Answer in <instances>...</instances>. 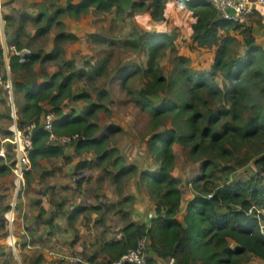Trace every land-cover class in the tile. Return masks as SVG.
<instances>
[{
    "label": "trees",
    "instance_id": "16d2710c",
    "mask_svg": "<svg viewBox=\"0 0 264 264\" xmlns=\"http://www.w3.org/2000/svg\"><path fill=\"white\" fill-rule=\"evenodd\" d=\"M166 1L156 0L153 19L165 20ZM182 4L193 13V40L197 47L217 48L210 70H196L191 67L189 59L183 57L175 62L172 74L167 77L159 65L165 51L174 45V36L167 33L139 34L135 41L124 42L125 46L148 52L147 68L128 69L122 88L134 103L151 115L154 130L164 128L150 142V151L158 167L153 172L141 171L137 165L127 167L119 156V150L110 146L108 136L96 138L100 127L94 120L98 112L106 110V106L94 102L92 94L88 92L73 95V85L78 79H92L106 74V67L99 64L91 72L78 70L74 61L64 58L65 53L60 46L53 54H40L26 64L18 58L12 60L13 70H32L40 59L61 61L63 68L66 67L39 88L34 89L35 80L21 85L24 102L20 104L16 100L20 124L38 123L31 161L33 167L38 166L40 160L48 158L71 161L66 147L48 145L49 134L40 127V117L45 112L42 103L50 100L53 106L51 112L56 116V134L85 136L86 140L72 145L77 154L94 151L100 165L116 159L113 164L119 170L116 179L127 181L137 176L155 203L156 217L150 225L130 223L124 230V239L114 243L112 250L117 259L135 248L140 238L147 237L148 252L175 259L177 264H244L250 257L264 262V236L257 220L248 214L253 205L264 206L262 180L236 181L222 186L215 182L219 179L216 171H220L215 164L217 160L230 164L221 170L228 174L246 167L252 161L257 167H264V47L256 42L252 26L221 19L212 5L203 2ZM92 8L100 13L117 9L120 15L127 14L121 0H84L79 5H73L69 0L67 10H58L57 13L80 17L88 14ZM140 9H143V4L135 3L127 15ZM250 22L262 26L264 17L253 16ZM241 27H245L242 32L246 47L244 55H241L243 44L231 35ZM58 39L61 43L67 40L64 34ZM65 73L70 74L66 76ZM138 74L147 80L144 87L135 90L131 87V81ZM220 74L227 82L224 86L217 81ZM108 94L102 92L101 98ZM162 94H166L165 98L157 102L155 97ZM65 99L82 100L88 104V108L82 115L73 111L64 116L62 106ZM168 121L172 125L170 128L167 127ZM110 131H115V128ZM175 145L189 148L191 158L203 161V174L194 181L197 195L189 203L186 226L177 218L183 192L181 179L173 175ZM213 167L216 169L212 170ZM3 168L8 166L3 163L0 169ZM123 192L120 191L121 194Z\"/></svg>",
    "mask_w": 264,
    "mask_h": 264
},
{
    "label": "rangeland",
    "instance_id": "374dc122",
    "mask_svg": "<svg viewBox=\"0 0 264 264\" xmlns=\"http://www.w3.org/2000/svg\"><path fill=\"white\" fill-rule=\"evenodd\" d=\"M140 3L143 4V9L134 11L131 16L121 14L113 22L110 21V16L99 13H95L94 16L95 18L100 17L98 19H95L91 14L80 18L73 25V27L75 26L74 30L79 31V28H86L89 31L92 29L98 30L99 39L94 37H87L86 39L83 34L89 33H86L87 30H81L80 33L83 39L64 41L61 43V48H65L64 58L66 60L74 61L77 68L85 69L86 72H91L99 64L105 65L106 74L94 76L92 79L84 77L76 80L73 92L74 94L88 92L92 94L94 102H100L106 106V110L98 112L97 119L94 120L100 126L98 136L100 137L103 134L108 136L110 146L119 150V156L125 161L126 166L133 164L137 165L141 171L153 172L158 165L156 164L155 156L150 151V142L151 138L164 128L154 130L151 115L134 103L122 88V81L128 75V69L147 68L148 52L145 49L135 50L130 46H125L124 42L135 41L139 34L167 33L174 36V45L169 47L159 60V65L167 77L172 74L175 62L183 57L188 58L191 67L196 70H210L215 61L217 48L197 47L193 40L192 15L184 12L175 0H171L170 4L168 1L164 3L165 20H155L152 17L153 5L156 0H142ZM5 6L6 0H4V11ZM135 15L143 23L137 21L138 19L134 17ZM64 16L63 18H65ZM103 16L105 17L102 18ZM27 25L29 28L38 29L37 35L31 37L30 40L35 47L44 53H46L47 50L45 48L49 46L51 40H56L55 44H59L56 37L54 38V33L60 32L59 29H63L57 24H37L36 22ZM47 27L49 29L47 32H40V30ZM244 29L245 27H241L231 33L243 44L241 55H244L246 51L245 37L242 33ZM254 37L258 44L264 41L262 32H258V36L254 35ZM105 39L108 40L107 43L104 42ZM261 46L263 47V45ZM42 56H45V54H42ZM65 68H63L61 61H42L40 59L34 65L33 71L28 68H23V70L19 71L20 104L24 102L21 83L29 84L32 81L34 82V80H50L52 74H56ZM69 74L65 73L66 76ZM146 80L143 75L138 74L132 79L131 87L139 90L145 86ZM217 81L221 86L227 84L221 74L217 76ZM14 86L17 87L15 84ZM102 92H109V94L101 98ZM165 96L166 94H162L156 96L155 99L157 102H161ZM1 101L6 104L5 99ZM65 107H67L68 112L72 110V107L78 110H82L81 107L87 109L88 104L85 102L76 103V101L70 100L65 102ZM4 110V112L8 113L7 107L4 106ZM8 124L9 119L6 114L0 119L1 138L8 136L6 132ZM171 126V122L168 121L167 127L170 128ZM111 128H115V131L111 132ZM73 149L71 148L74 153L72 156H70L71 152L67 153L72 161H68L65 158H48L39 161L36 167L31 166L26 175L25 183L18 193H16L15 179L10 169V164L0 158V168L3 163L8 166V168L0 169V264L73 263L69 259L63 260L62 256H74L76 254L69 253L63 245L54 242L57 235L65 237L63 227L54 228L50 233L47 230L48 226L45 224L47 220L44 218L50 217L48 208H55L52 216L54 220L52 223L54 224L55 219L64 222L73 204L72 201H75L74 198L78 204L82 195H88L92 198L89 200L92 204L98 203V198L95 200L94 197L98 188L96 189L92 179L102 175V171L108 178L110 187L115 186V190L119 192L127 190V181L129 179L127 181L125 179L118 181L115 178L118 173V168L113 167L116 159L111 163L105 162L103 165L93 166V163L98 162L94 151L76 155ZM174 150L176 162L173 175L181 179L180 188L184 195L192 194L196 196L197 191L194 181L203 174V161H195L191 158L189 148H185L182 145H175ZM82 163H85L86 167L82 169L83 171L78 172L75 166ZM215 164L220 169V171H216V175L219 178L215 180L216 184L222 186L236 181L246 182L250 179H260L264 184V167H257L254 161L231 174L221 171L225 166H230V164L219 160L215 161ZM215 169L214 167L212 168V170ZM79 177H83L80 186L76 185V180ZM85 181H87V186L84 190L83 183ZM115 181H117V184ZM72 182H75V184ZM139 184L138 178L135 176L128 190H137V187L140 189ZM104 185L102 184L101 186ZM81 190L84 191L81 192ZM139 191L141 198H147V200L139 201L138 209L140 212L146 213V208L153 203V200L147 189L144 188ZM197 264H201V262H197ZM244 264H264V262L258 258L250 257Z\"/></svg>",
    "mask_w": 264,
    "mask_h": 264
},
{
    "label": "crops",
    "instance_id": "0c3cea01",
    "mask_svg": "<svg viewBox=\"0 0 264 264\" xmlns=\"http://www.w3.org/2000/svg\"><path fill=\"white\" fill-rule=\"evenodd\" d=\"M83 1L84 0H72V4L79 5ZM141 1L142 0H121L122 6L127 14L132 11L133 4L135 3L139 4ZM175 1L181 6V9L184 12L190 13L192 15V19L194 23L195 19L193 17V13L189 11L187 7L184 6L182 2H180V0H175ZM168 2L170 4L171 0H168ZM68 6H69V0H56V1L55 0L54 1L53 0H6L5 17L7 21L8 40L11 43L17 44L18 47L21 46V48H27L32 51L33 57L28 59L27 62H31L33 59H35L34 57L40 54L41 56L42 54L45 55L53 54L57 46H60L61 48L62 45L61 42L58 41L59 40L58 38L62 34H64L65 37L67 38L66 40L67 42L68 40H77L78 38L83 39V36H86L85 37L86 39L87 37H94L95 39H99L100 34L98 30L92 29L89 31L86 28L83 29L79 28V31L74 30L75 26L73 27V25H75L80 18L89 16L90 14L94 17L95 13L97 14L99 13L101 15L110 16L109 19L111 22H113L114 19H117V16L120 15L117 9H114L110 13H100L94 8H92L88 14L82 15L80 17H73L69 13H64L65 16L64 14L60 15L57 13L58 10H67ZM136 15L134 17L138 19L137 21H141V19ZM63 16L65 18H63ZM105 16H103L102 18H104ZM98 18L100 17H96L95 19ZM36 22L37 24L38 23L57 24L63 29V30L59 29L60 32L54 33V38L56 37L59 44H55L56 43L55 39H54L55 41L51 40L49 46L45 48L47 50L46 53L35 47L32 41L30 40L31 37L37 35L38 29L37 28L33 29V27L29 28L27 24L36 23ZM251 26L253 30V35L258 36V32H262L264 34V24L262 26H258L256 24L253 25L251 22L247 24V27H251ZM48 30L49 29L47 27L46 31L45 29H42L40 30V32L45 33ZM81 30H87L86 33L89 34H83L82 36V34L80 33ZM104 42L107 43L108 40L105 39ZM260 43L264 47V41L259 42V44ZM62 49L63 51L65 50L64 47ZM33 67L31 71H33ZM77 69L85 70L81 68L80 69L77 68ZM21 70H23V68L21 69L16 68V70L12 69V75H11L13 84L17 86L16 87L17 89H15V97L17 103L19 102V97H21L19 94V71ZM49 81L50 80H44V79L35 81L34 89L43 86ZM21 84L23 85V83ZM81 93L79 92L77 94H74L73 92V95H79ZM69 101L70 99H65L63 103L62 108H63L64 116L70 115L73 111H75L79 115H82L87 110L85 107H84L85 109L81 107L82 110H78L77 108L72 107V110L67 112L68 109L67 107H65V102H69ZM80 102L83 103L84 101L82 100L76 101V103H80ZM42 105L44 106L46 113L48 111L49 112L53 111V106L51 105L50 100L43 102ZM45 112L41 115L40 122L43 121ZM98 133L96 134V138H102L106 136V134H103L102 136L99 137ZM71 148H74L73 150L75 151L74 146L66 147V154L68 152H71L70 156L74 154ZM76 155L79 154L76 153ZM96 165H100L99 160L98 162L93 163V166ZM124 165L126 166L125 161H124ZM75 167L76 169H78V172H81L83 171L82 169L86 167V164L85 163L78 164ZM82 178L83 177H79L78 180H76V185L77 184L79 186L81 185L83 181ZM133 178L135 177H132L127 181L128 182L127 190ZM107 179L108 178L106 177L104 171H102V175L98 176L97 178H93L92 183L95 185L96 189L98 188L94 197L95 200H97L98 198L99 202L92 204V202L89 201L92 199L90 196L82 195L81 198H79L80 202H78L77 204V202H75L76 199L74 198L75 201L74 202L72 201L73 204L70 207L69 209L70 211L67 214L66 218L64 219V222L55 219V222L53 224L52 221L54 220L52 219V216H53V212H55V208L54 207L48 208L49 211L48 214H50V217L44 218L47 220L45 222V224H47L48 226L47 230L50 233L54 228L56 229L58 227L59 228L63 227L64 236H65L63 237L61 235H57L54 242L63 245V247L67 249L66 251H68L69 253L76 254L74 256L71 255V256H62V257L64 258L78 257L81 259V262H76L78 264H112L115 260H117L114 251L112 250L113 249L112 247L114 243L121 242L124 239L125 228H127L130 223L150 225L152 219L156 217V206L154 202L146 208L147 211L146 213L140 212L138 209L139 201L147 200V198H141V194L139 190L144 189L142 184H139L140 189H138L137 187V190L135 189H132V191L124 190V192L121 194L119 191L115 190V186H111V187L109 186L108 184L109 181ZM116 182L117 181H115V183ZM72 183L75 184V182ZM102 184L105 185L101 186ZM86 186H87V181L83 183L84 190L86 189ZM83 191L81 190V192ZM184 196L186 195L183 194L182 196L181 207L177 218L180 221H182V223L186 226L187 224L185 219L188 215L189 202L192 201L195 198V196L192 194L187 195L186 197ZM70 197H68L69 200H71ZM83 200L84 202H82ZM230 242H232V240H230ZM149 260L151 264H177L175 259L162 258L151 251L149 252ZM76 263H71V264H76Z\"/></svg>",
    "mask_w": 264,
    "mask_h": 264
},
{
    "label": "built area",
    "instance_id": "2783aa9c",
    "mask_svg": "<svg viewBox=\"0 0 264 264\" xmlns=\"http://www.w3.org/2000/svg\"><path fill=\"white\" fill-rule=\"evenodd\" d=\"M180 2L210 4L217 10L221 19L242 26L247 25L253 16L264 17V0H180ZM32 57L31 50L19 48L17 44L9 42L4 0H0V119L7 114L4 112V106L7 107L9 113V124L6 128L8 136L0 137V158L10 164L15 179L16 193L24 185L26 175L32 166L33 137L38 123L33 121L23 126L20 124L19 109L11 77L12 60L18 58L21 63H26ZM2 99H5L6 104L2 103ZM55 120V114L47 112L43 121L40 122V127L49 134L48 145L68 147L86 140V137L81 134L59 136L54 131ZM248 214L257 220L260 232L264 236V206L253 205ZM148 246V238L142 237L135 248L128 250L112 264H150ZM62 259H69L73 263L81 262L78 257H62Z\"/></svg>",
    "mask_w": 264,
    "mask_h": 264
},
{
    "label": "water",
    "instance_id": "95a60500",
    "mask_svg": "<svg viewBox=\"0 0 264 264\" xmlns=\"http://www.w3.org/2000/svg\"><path fill=\"white\" fill-rule=\"evenodd\" d=\"M14 213V212H13Z\"/></svg>",
    "mask_w": 264,
    "mask_h": 264
}]
</instances>
